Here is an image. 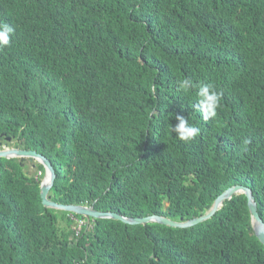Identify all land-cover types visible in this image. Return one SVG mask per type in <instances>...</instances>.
<instances>
[{
  "label": "trees",
  "instance_id": "1",
  "mask_svg": "<svg viewBox=\"0 0 264 264\" xmlns=\"http://www.w3.org/2000/svg\"><path fill=\"white\" fill-rule=\"evenodd\" d=\"M4 23L0 142L52 161L54 200L187 220L245 184L264 219V0H0ZM185 77L222 93L215 118ZM27 161L0 159V264H264L245 193L191 227L89 222Z\"/></svg>",
  "mask_w": 264,
  "mask_h": 264
},
{
  "label": "water",
  "instance_id": "2",
  "mask_svg": "<svg viewBox=\"0 0 264 264\" xmlns=\"http://www.w3.org/2000/svg\"><path fill=\"white\" fill-rule=\"evenodd\" d=\"M12 139V136H6L5 141L0 142V159L2 157L30 158L43 164L45 173L41 181V197L44 205L47 207L66 210L72 213L83 215L88 219V221H91L93 218H113L119 219L129 224H147L149 222H158L174 227H191L211 218L220 208L224 206L225 200L232 198L234 194L245 193L248 197L249 208L252 215L253 229L259 240L264 244V219L259 213L258 201L250 186L245 184H235L230 186L216 198L211 208L205 214L187 220H175L168 216L157 213L143 216H128L116 211L99 210L95 207V203L90 205L76 203L67 204L58 202L51 196L50 192L57 177L56 169L52 161L45 154L35 149L12 146Z\"/></svg>",
  "mask_w": 264,
  "mask_h": 264
},
{
  "label": "clouds",
  "instance_id": "3",
  "mask_svg": "<svg viewBox=\"0 0 264 264\" xmlns=\"http://www.w3.org/2000/svg\"><path fill=\"white\" fill-rule=\"evenodd\" d=\"M15 31L16 29L13 25L7 23L0 24V49L10 45L11 37ZM178 83L179 88L184 92H188L193 88L198 89L197 107L204 121H208L217 116V110L221 107L222 93L216 91L212 84L200 83L197 85L192 79L187 77L181 79ZM175 119L178 122L172 126V131L180 140L185 142L191 141L200 133V128L191 124L185 116L175 114ZM184 186L186 187L187 184H184Z\"/></svg>",
  "mask_w": 264,
  "mask_h": 264
},
{
  "label": "rangeland",
  "instance_id": "4",
  "mask_svg": "<svg viewBox=\"0 0 264 264\" xmlns=\"http://www.w3.org/2000/svg\"><path fill=\"white\" fill-rule=\"evenodd\" d=\"M31 160V161H30ZM28 161L29 162H31L33 165H28L27 164V166H28V168H27V172H29V173H33V174H36L37 176L38 175H42V172L39 170V168H38V163H37V161H35L34 159L32 160V159H30V158H28ZM27 161V162H28ZM44 177V176H43ZM43 179V178H42ZM62 223L63 224H66V222L65 221H62ZM77 228L78 229H80V223H78L77 224Z\"/></svg>",
  "mask_w": 264,
  "mask_h": 264
},
{
  "label": "built area",
  "instance_id": "5",
  "mask_svg": "<svg viewBox=\"0 0 264 264\" xmlns=\"http://www.w3.org/2000/svg\"><path fill=\"white\" fill-rule=\"evenodd\" d=\"M85 220H83V219H79L78 220V223H80V228L83 226V224H85Z\"/></svg>",
  "mask_w": 264,
  "mask_h": 264
},
{
  "label": "crops",
  "instance_id": "6",
  "mask_svg": "<svg viewBox=\"0 0 264 264\" xmlns=\"http://www.w3.org/2000/svg\"><path fill=\"white\" fill-rule=\"evenodd\" d=\"M12 146H15V145H12ZM33 160V159H32ZM31 161V160H30ZM36 161V160H35ZM28 165H33L31 162H27Z\"/></svg>",
  "mask_w": 264,
  "mask_h": 264
}]
</instances>
